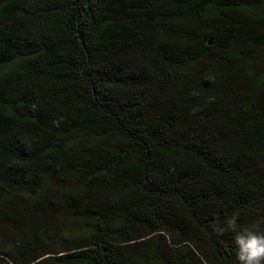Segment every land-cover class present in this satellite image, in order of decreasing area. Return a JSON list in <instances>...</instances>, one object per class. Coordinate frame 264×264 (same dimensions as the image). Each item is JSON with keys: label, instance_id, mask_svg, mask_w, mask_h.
Returning <instances> with one entry per match:
<instances>
[{"label": "trees", "instance_id": "1", "mask_svg": "<svg viewBox=\"0 0 264 264\" xmlns=\"http://www.w3.org/2000/svg\"><path fill=\"white\" fill-rule=\"evenodd\" d=\"M233 213L264 231V0H0V264H238Z\"/></svg>", "mask_w": 264, "mask_h": 264}, {"label": "clouds", "instance_id": "2", "mask_svg": "<svg viewBox=\"0 0 264 264\" xmlns=\"http://www.w3.org/2000/svg\"><path fill=\"white\" fill-rule=\"evenodd\" d=\"M238 218V213H233L222 224H214V231L218 236L234 233L233 243L237 249L238 264H264V231L259 230L258 224L238 228Z\"/></svg>", "mask_w": 264, "mask_h": 264}, {"label": "rangeland", "instance_id": "3", "mask_svg": "<svg viewBox=\"0 0 264 264\" xmlns=\"http://www.w3.org/2000/svg\"><path fill=\"white\" fill-rule=\"evenodd\" d=\"M253 72H257V70L256 69H254V70H252ZM65 222V219H63V218H61V220H60V223H64ZM4 227L3 226H0V229H3ZM66 231L63 229L60 233L61 234H66L65 233ZM87 232H83V231H80V232H72L70 235H69V237H75V236H77L78 238H80V237H84V236H87Z\"/></svg>", "mask_w": 264, "mask_h": 264}, {"label": "water", "instance_id": "4", "mask_svg": "<svg viewBox=\"0 0 264 264\" xmlns=\"http://www.w3.org/2000/svg\"><path fill=\"white\" fill-rule=\"evenodd\" d=\"M213 42H214V41H213V39H212V38H210V39L207 41V44H208V45H212V44H213Z\"/></svg>", "mask_w": 264, "mask_h": 264}]
</instances>
